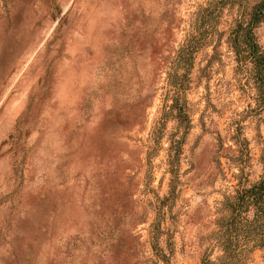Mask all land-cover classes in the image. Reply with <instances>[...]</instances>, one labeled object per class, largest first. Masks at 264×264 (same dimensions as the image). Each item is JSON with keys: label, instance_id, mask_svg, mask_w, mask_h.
Wrapping results in <instances>:
<instances>
[{"label": "rangeland", "instance_id": "rangeland-1", "mask_svg": "<svg viewBox=\"0 0 264 264\" xmlns=\"http://www.w3.org/2000/svg\"><path fill=\"white\" fill-rule=\"evenodd\" d=\"M208 1L0 0V264L201 263L238 182L218 149L235 150L241 126L255 181L264 139L224 45L195 54L180 92L190 127L166 115L169 72ZM256 34L264 48V22Z\"/></svg>", "mask_w": 264, "mask_h": 264}, {"label": "trees", "instance_id": "trees-1", "mask_svg": "<svg viewBox=\"0 0 264 264\" xmlns=\"http://www.w3.org/2000/svg\"><path fill=\"white\" fill-rule=\"evenodd\" d=\"M264 22V0H209L199 6L192 19V30L178 50L169 72L176 88L169 111L175 118L191 125L187 102L183 95L188 74L195 63V54L204 46H211L214 54L226 46L235 62V76L245 91L252 92L254 114H264V48L259 42L256 28ZM207 67L209 65H206ZM185 72L180 73L179 70ZM232 138L237 148L218 149V157L228 158L239 168L234 174L238 180L232 194H226L217 209L214 229L205 236L207 247L200 264H248L251 255L264 250V139L259 162L262 172L255 181H248L246 168L250 165V141L242 136L239 126ZM184 136L171 140L170 193L174 194L179 177V163ZM236 151L238 152L237 154ZM156 237L155 239H157Z\"/></svg>", "mask_w": 264, "mask_h": 264}]
</instances>
